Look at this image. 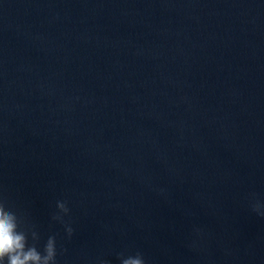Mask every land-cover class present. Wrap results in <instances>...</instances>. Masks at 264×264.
Listing matches in <instances>:
<instances>
[{"label": "water", "instance_id": "obj_1", "mask_svg": "<svg viewBox=\"0 0 264 264\" xmlns=\"http://www.w3.org/2000/svg\"><path fill=\"white\" fill-rule=\"evenodd\" d=\"M0 202L55 264H264V0H0Z\"/></svg>", "mask_w": 264, "mask_h": 264}, {"label": "clouds", "instance_id": "obj_2", "mask_svg": "<svg viewBox=\"0 0 264 264\" xmlns=\"http://www.w3.org/2000/svg\"><path fill=\"white\" fill-rule=\"evenodd\" d=\"M60 213L67 214L69 209L64 202H57ZM53 220L63 222L62 216L54 214ZM17 215L6 210L4 203L0 202V264H55L56 238L49 236L43 253L37 250L35 244L27 245V232L20 228ZM65 231L70 237L73 229L66 227ZM32 240L38 239L36 232H31ZM122 255V254H121ZM104 264V262H101ZM121 264H144L140 253L121 259Z\"/></svg>", "mask_w": 264, "mask_h": 264}]
</instances>
